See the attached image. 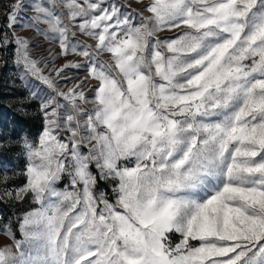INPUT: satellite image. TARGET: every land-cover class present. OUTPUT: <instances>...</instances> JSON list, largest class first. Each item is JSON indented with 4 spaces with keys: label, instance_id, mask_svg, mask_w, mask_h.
<instances>
[{
    "label": "snow or ice",
    "instance_id": "1",
    "mask_svg": "<svg viewBox=\"0 0 264 264\" xmlns=\"http://www.w3.org/2000/svg\"><path fill=\"white\" fill-rule=\"evenodd\" d=\"M135 3L13 0L4 13L14 29L31 10L23 27L59 47L53 60H81L45 75L27 38L0 34L43 86L15 191L33 207L19 239L0 227V264H264V0ZM70 69L85 75L65 91Z\"/></svg>",
    "mask_w": 264,
    "mask_h": 264
},
{
    "label": "rangeland",
    "instance_id": "2",
    "mask_svg": "<svg viewBox=\"0 0 264 264\" xmlns=\"http://www.w3.org/2000/svg\"><path fill=\"white\" fill-rule=\"evenodd\" d=\"M24 2L31 5L33 0H24ZM127 2L131 3L133 8L139 7V5L135 3V0H127ZM12 3L13 0H0V34L6 30L9 37H11L14 31L16 36L27 38L29 43V55L33 60L41 61L39 66L45 69V75L55 76V72L50 71L53 66L59 68L68 61L78 62L81 60L80 57L73 55L67 57L60 56L53 60V57L60 51L59 47L44 40L43 36L37 35L34 29L23 27L24 24L28 23V18L33 15L31 10H27L23 13L14 29H5L4 26L7 24V16L4 15V13ZM40 27L43 28L45 25L41 24ZM159 35L161 38H164L171 36L172 33L163 32ZM77 38L85 40L87 43H94L79 34H77ZM0 48L2 49V55H0V151L14 162L6 165V163L2 164L0 161V197L14 202L18 201L15 199L16 189L22 187L24 184V177L22 175L26 164V157L23 149L24 140H35L43 129L40 99L31 95L32 92H40V88L43 86L32 77L25 76L23 68L17 65L16 45L14 43H9L7 46L0 45ZM44 61H47V67H45ZM84 75L85 71L83 69L66 70L63 76L67 79L61 78L58 82V87L66 91L68 88L72 87L73 84L83 79ZM34 85L38 87H34ZM87 87L88 85H85V88ZM89 99H91V94H89ZM2 105H9L25 116H40L42 118V126L35 138L25 136L21 133H12L11 129L8 127L7 110L6 108H2ZM93 170L95 169L93 168ZM5 177L7 179H5ZM108 182L112 186V182ZM67 183V178H65L58 186L63 188ZM97 191L104 192L106 197L111 202H114L115 197L109 190L103 188L99 189L97 186ZM8 193H11V195H8ZM27 203L33 207L30 197H27ZM30 208L27 211H29ZM5 225L8 224L0 220V227ZM17 238H20L19 233ZM180 239L181 237L179 234L173 235L171 239L172 245L175 246L176 243H179ZM8 243H11L10 239L0 232V246Z\"/></svg>",
    "mask_w": 264,
    "mask_h": 264
},
{
    "label": "trees",
    "instance_id": "3",
    "mask_svg": "<svg viewBox=\"0 0 264 264\" xmlns=\"http://www.w3.org/2000/svg\"><path fill=\"white\" fill-rule=\"evenodd\" d=\"M0 55H2V49L0 48ZM2 108H6V116L9 123V128L11 132L14 134L21 133L25 136L33 137L38 134L41 126H42V118L40 116H25L16 110H14L9 105H2ZM0 161L2 164L6 165L14 163L8 156L4 155L0 151ZM95 171V170H93ZM99 189H107L112 194V186L108 181H100L98 183ZM31 207L30 204L27 203V197L22 201H8L0 197V220L8 225H11L13 231L16 232V236L18 235V224L17 221L22 214L27 211Z\"/></svg>",
    "mask_w": 264,
    "mask_h": 264
}]
</instances>
